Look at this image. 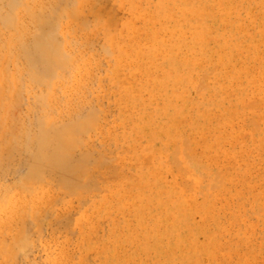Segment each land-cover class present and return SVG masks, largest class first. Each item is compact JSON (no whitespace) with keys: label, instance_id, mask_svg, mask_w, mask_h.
Segmentation results:
<instances>
[{"label":"rangeland","instance_id":"374dc122","mask_svg":"<svg viewBox=\"0 0 264 264\" xmlns=\"http://www.w3.org/2000/svg\"><path fill=\"white\" fill-rule=\"evenodd\" d=\"M211 1L0 0V264H264V0Z\"/></svg>","mask_w":264,"mask_h":264},{"label":"bare ground","instance_id":"6f19581e","mask_svg":"<svg viewBox=\"0 0 264 264\" xmlns=\"http://www.w3.org/2000/svg\"><path fill=\"white\" fill-rule=\"evenodd\" d=\"M25 1H27V0H25ZM33 1H34V0H33ZM83 1H85V0H83ZM196 1H197V0H196ZM212 1H213V0H212ZM212 1H211V2H212ZM222 1H223V0H222ZM86 2H88V1H86ZM190 2H191V1H190ZM248 2H250V1H248ZM81 3H82V2H81ZM91 3H92V2H91ZM123 3H124V2H123ZM209 3H210V2H209ZM220 3H221V2H220ZM228 3H229V2H228ZM242 3H243V2H242ZM136 4H137V3H136ZM142 4H143V2H142ZM140 5H141V4H140ZM144 5H145V4H144ZM161 5H162V4H161ZM215 5H217V4H215ZM226 5H227V4H226ZM203 6H204V5H203ZM213 6H214V5H213ZM213 6H212L211 8H213ZM221 6H222V5H221ZM228 6H229V5H228ZM228 6H227V7H228ZM35 7H36V6H35ZM81 7H82V6H81ZM178 7H179V5H178ZM207 7H208V6H207ZM207 7H205V10H206ZM141 8H142V7H141ZM221 8H222V7H221ZM259 8H260V7H259ZM30 9H31V8H30ZM137 9H138V8H137ZM79 10H80V9H79ZM212 10H213V9H212ZM229 10H230V9H229ZM235 10H236V9H235ZM239 10H240V9H239ZM77 11H78V10H77ZM146 11H147V9H146ZM148 11H149V10H148ZM207 11H210V10H207ZM215 11H216V10H215ZM217 11H218V10H217ZM227 11H228V10H227ZM240 11H241V10H240ZM172 12H173V11H172ZM241 12H242V11H241ZM212 13H213V11H212ZM215 13H216V12H215ZM217 13H219V12H217ZM134 14H135V13H134ZM208 14H209V13H208ZM16 16H17V15H16ZM141 16H142V15H141ZM173 17H174V16H173ZM15 18H16V17H15ZM132 18H133V17H132ZM229 18H230V17H229ZM246 19H247V18H246ZM195 20H196V19H195ZM11 21H12V20H11ZM202 21H203V19H202ZM246 21H247V20H246ZM133 22H134V21H133ZM135 22H136V21H135ZM144 22H145V21H144ZM192 22H193V21H192ZM145 23H146V22H145ZM211 23H212V22H211ZM20 24H21V23H20ZM133 24H134V23H133ZM155 24H156V23H155ZM155 24H154V25H155ZM255 24H256V23H255ZM112 25H115V24H112ZM149 25H150V23H149ZM163 25H164V23H163ZM169 25H170V24H169ZM134 26H135V25H134ZM136 26H137V25H136ZM226 26H228V25H226ZM209 27H210V26H209ZM223 27H225V26H223ZM152 28H153V27H152ZM152 28H151V29H152ZM185 28H186V27H185ZM22 29H23V28H22ZM218 29H220V28H218ZM74 30H75V29H74ZM129 30H130V29H129ZM133 31H134V30H133ZM222 31H223V29H222ZM18 32H20V31H18ZM161 32H162V31H161ZM213 32H214V31H213ZM262 32H263V31H262ZM28 33H30V32H28ZM142 33H144V32H142ZM176 33H177V32H176ZM122 34H123V33H122ZM256 34H257V33H256ZM148 35H149V34H148ZM224 36H226V35H224ZM146 37H147V36H146ZM187 37H188V36H187ZM82 38H83V37H82ZM136 38H137V37H136ZM38 39H39V38H38ZM139 39H140V38H139ZM146 39H147V38H146ZM39 40H40V39H39ZM119 40H120V39H119ZM141 41H142V40H141ZM145 41H146V40H145ZM210 41H211V40H210ZM217 41H218V40H217ZM221 41H222V40H221ZM36 42H38V41H36ZM167 42H168V41H167ZM170 42H171V41H170ZM236 42H237V41H236ZM103 43H105V42H103ZM146 43H147V42H146ZM255 43H257V42H255ZM47 44H48V43H47ZM37 45L39 46L38 43H37ZM40 45H41V47H42L43 44L41 43ZM48 45H49V44H48ZM103 45H104V44H103ZM144 45H145V44H144ZM49 46H50V45H49ZM53 46H54V44H53ZM66 46H67V45H66ZM10 48H11V47H10ZM24 48H26V47H24ZM38 48H40V47H38ZM38 48H37V50H38ZM54 48H55V47H54ZM54 48H53V49H54ZM41 49H42V48H41ZM135 49H136V48H135ZM226 49H227V48H226ZM8 50H9V49H8ZM68 50H69V49H68ZM107 50H108V49H107ZM129 50H130V49H129ZM180 50H181V49H180ZM211 50H212V49H211ZM39 51H40V50H39ZM42 51H43V49H42ZM45 51H47V50H45ZM182 51H184V50H182ZM37 52H38V51H37ZM40 52H41V51H40ZM95 52H96V51H95ZM95 52H94V53H95ZM133 52H134V51H133ZM26 53H27V52H26ZM41 53H44V52H41ZM45 53H46V52H45ZM113 53H114V52H113ZM130 53H131V52H130ZM144 53H145V52H144ZM214 53H215V52H214ZM8 54H9V52H8ZM50 54H51V53H50ZM80 54H81V53H80ZM41 55H42V54H41ZM138 55H139V53H138ZM11 57H12V56H11ZM39 57H42V56H39ZM88 57H89V56H88ZM136 57H137V56H136ZM140 57H141V56H140ZM212 57H213V56H212ZM215 57H216V56H215ZM238 57H239V56H238ZM7 58H8V57H7ZM7 58H6V59H7ZM46 58H47V57H46ZM177 58H178V57H177ZM52 59H53V58H52ZM139 59H140V58H139ZM185 59H186V58H185ZM259 60H261V59H259ZM259 60H258V61H259ZM48 61H49V60H48ZM157 61H158V60H157ZM50 62H51V61H50ZM50 62H49V63H50ZM55 62H56V61H55ZM55 62H54V64H55ZM222 62H223V61H222ZM245 62H246V61H245ZM247 62H248V60H247ZM51 63H52V62H51ZM132 63H134V62L132 61ZM138 63H139V62H138ZM59 64H60V62H59ZM96 64H97V63H96ZM142 64H143V62H142ZM57 65H58V63H56V66H57ZM60 65H61V64H60ZM62 65H64V63H63ZM125 65H126V64H125ZM139 65H140V64H139ZM144 65H145V64H144ZM153 65H154V64H153ZM242 65H243V64H242ZM259 65H260V64H259ZM95 66H96V65H95ZM135 66H136V65H135ZM141 66H142V65H141ZM249 66H250V65H249ZM3 67H4V66H3ZM3 67H2V68H3ZM43 67H44V66H43ZM45 67H46V66H45ZM126 67H128V66H126ZM255 67H257V66L255 65ZM49 68H50V67H49ZM111 68H112V67H111ZM142 68H143V67H142ZM180 68H181V67H180ZM51 69H52V67H51ZM51 69H50V70H51ZM248 69H249V68H248ZM255 69H256V68H255ZM32 70H33V69H32ZM146 70H147V69H146ZM215 70H216V69H215ZM258 70H259V69H258ZM258 70H257V71H258ZM0 71H1V70H0ZM51 71H54V70H51ZM120 71H121V70H120ZM213 71H214V70H213ZM253 72H254V71H253ZM4 73H5V72H4ZM34 73H35V72H34ZM118 73H120V72H118ZM211 73H212V72H211ZM251 73H252V72H251ZM254 73H255V72H254ZM0 74H1V73H0ZM36 75H37V74H36ZM32 76L35 78L34 75H32ZM37 76H38V75H37ZM91 76H92V75H91ZM126 76H127V75H126ZM191 76H192V75H191ZM86 77H87V76H86ZM121 77H123V76H121ZM130 77H131V76H130ZM140 77H141V76H140ZM201 77H202V75H201ZM217 77H218V75H217ZM43 78H44V77H43ZM85 79H86V78H85ZM133 79H134V78H133ZM138 79H139V78H138ZM220 79H221V78H220ZM36 80H38V79H36ZM126 80H127V79H126ZM206 80H207V78H206ZM88 81H89V80H88ZM122 81H123V80H122ZM131 81H132V80H131ZM15 82H16V81H15ZM15 82H14V83H15ZM6 83H7V82H6ZM76 83H77V82H76ZM89 83H90V82H89ZM154 83H155V82H154ZM1 84H2V83H1ZM15 84H16V83H15ZM84 84H86V83H84ZM97 84H98V83H97ZM122 84H123V83H122ZM122 84H121V85H122ZM126 84H127V83H126ZM141 84H142V83H141ZM150 84L152 85V83H150ZM200 84H201V83H200ZM251 84H252V83H251ZM121 85H120V86H121ZM128 85H129V84H128ZM151 85H150V86H151ZM240 85H242V84L240 83ZM1 86H3V85H1ZM136 86H137V84H136ZM203 86H204V85H203ZM113 87H114V86H113ZM156 87H157V85H156ZM187 87H188V86H187ZM204 87H206V86H204ZM207 87H208V86H207ZM0 88H1V87H0ZM17 88H18V87H17ZM74 88H75V87H74ZM202 88H203V87H202ZM232 88H233V87H232ZM189 89H190V88H189ZM77 90H78V89H77ZM117 90H118V89H117ZM136 90H137V89H136ZM234 90H235V87H234ZM50 91H51V90H50ZM83 91H84V90H83ZM157 91H158V90H157ZM235 91H236V90H235ZM238 91H239V90H238ZM225 92H227V91H225ZM75 93H76V92H75ZM81 93H82V92H81ZM152 93H153V92H152ZM220 93H221V92H220ZM232 93H233V92H232ZM211 94H212V93H211ZM114 95H115V94H114ZM121 95H122V94H121ZM258 95H259V94H258ZM143 96H144V95H143ZM195 96H196V93H195ZM198 96H199V95H198ZM213 96H215V94H214ZM237 96H238V94H237ZM1 97H2V96H1ZM146 97H147V96H146ZM230 97H231V96H230ZM122 98H123V97H122ZM133 98H134V97H133ZM196 98H197V97H196ZM203 99H204V98H203ZM211 99H212V98H211ZM127 100H128V99H127ZM145 100H146V99H145ZM121 101H122V100H121ZM99 102H100V101H99ZM196 102H197V101H196ZM0 103H1V102H0ZM207 103H208V102H207ZM261 103H263V102H261ZM60 104H61V103H60ZM68 105H69V104H68ZM223 105H224V104H223ZM260 105H261V104H260ZM200 106H201V105H200ZM232 106H233V104H232ZM227 107H228V106H227ZM233 107H234V106H233ZM146 108H147V106H146ZM104 109H105V108H104ZM104 109H103V110H104ZM130 109H131V108H130ZM202 109H203V108H202ZM226 109L228 110V108H226ZM243 109H244V108H243ZM249 109H250V108H248V110H249ZM139 110H141V109H139ZM240 110H241V109H240ZM129 111H130V110H129ZM129 111H127V112L129 113ZM201 111H202V110H201ZM214 111H215V110H214ZM222 111H223V110H222ZM250 111H251V110H250ZM152 112H153V110H152ZM239 112H240V111H239ZM45 113H46V112H45ZM124 114H125V113H124ZM132 114H133V113H132ZM212 114H213V113H212ZM243 114H244V113H243ZM145 115H146V114H145ZM228 115H230V114H228ZM252 115H253V114H252ZM65 116H66V115H65ZM216 116H218V114H217ZM256 116H257V115H256ZM260 116H261V115H260ZM66 117H68V115H67ZM91 117H92V116H91ZM224 117H225V116H224ZM227 117H228V116H227ZM146 118H147V117H146ZM177 118H178V117H177ZM211 118H212V117H211ZM221 118H222V117H221ZM245 118H246V117H245ZM245 118H244V119H245ZM257 118H258V116H257ZM58 119H59V118H58ZM69 119H70V118H69ZM91 119H92V118H91ZM104 119H105V118H104ZM232 119H233V118H232ZM260 119H261V118H260ZM93 120H94V119H92V123L94 122ZM149 120H150V119H149ZM253 120H254V119H253ZM110 121H111V120H110ZM195 121H197V120H195ZM201 121H202V120H201ZM209 121H210V120H209ZM261 121H262V120H261ZM55 122H56V119H55ZM90 122H91V121H90ZM90 122H88V123H90ZM115 122H116V121H115ZM129 122H130V121H129ZM186 122H187V121H186ZM204 123H205V122H204ZM209 123H210V122H209ZM59 124H60V123H59ZM61 124H62V122H61ZM95 124H97V123L95 122ZM107 124H108V123H107ZM181 124H182V123H181ZM195 124H196V123H195ZM215 124H216V123H215ZM220 124H221V123H220ZM2 125H3V124H2ZM187 125H189V124H187ZM246 125H247V124H246ZM6 126H8V125H6ZM94 126H96V125H94ZM126 126H127V125H126ZM178 126H179V125H178ZM235 126H236V125H235ZM73 127H74V126H72L71 128H73ZM179 127H180V126H179ZM212 127H213V126H212ZM81 128H82V126H81ZM81 128H80V129H81ZM114 128H115V127H114ZM186 128H187V127H186ZM238 128H239V127H238ZM68 129H69L70 132H71L70 126H69ZM95 129H96V128H95ZM105 129H106V128H105ZM109 129H110V128H109ZM234 129H235V128H234ZM236 129H237V127H236ZM3 130H4V129H3ZM77 130H79V129H77ZM96 130H97V129H96ZM182 130H183V129H182ZM190 130H192V129H190ZM254 130H255V129H254ZM62 131H63V132L66 131L67 136H62V138H65V141H64V143H63V146H61V148L58 147V149H59V153H60V154L62 153L61 151H65V152H66L68 149H70V148L72 149V146H73L72 141L75 139L74 136H76V135H71V134L69 133V131L67 132V129L62 130ZM110 131H111V130H110ZM205 131H206V130H205ZM237 131H238V130H237ZM250 131H251V130H250ZM60 132H61V131H60ZM179 132H180V131H179ZM214 132H216V131H214ZM224 132H225V131H224ZM255 132H256V131H255ZM262 132H263V131H261V133H262ZM170 133H171V132H170ZM212 133H213V132H212ZM228 133H229V132H228ZM232 133H233V132H232ZM181 134H182V132H181ZM187 134H188V133H187ZM222 134H223V133H222ZM225 134H226V133H225ZM44 135H45V134H44ZM62 135H64V133H63ZM65 135H66V134H65ZM88 135H89V134H88ZM99 135H100V134H99ZM113 135H114V134H113ZM201 135H202V134H201ZM252 135H253V133H252ZM256 135H257V134H256ZM42 136H43V135H41V137H42ZM191 136H192V135H191ZM202 136H203V135H202ZM260 136H261V135H260ZM60 137H61V135L58 136V140H59ZM184 137H185V136H184ZM184 137H183V138H184ZM188 137H189V136H188ZM253 137H254V136H253ZM42 138H44V136H43ZM46 138H47V137H46ZM73 138H74V139H73ZM76 138H77V137H76ZM116 138H117V137H116ZM162 138H163V137H162ZM205 138H206V137H205ZM209 138H210V137H209ZM218 138H219V137H218ZM254 138H255V137H254ZM47 139H48V138H47ZM55 139L57 140V137H56ZM96 139H97V138H96ZM139 139H140V138H139ZM187 139H188V138H187ZM196 139H197V138H196ZM212 139H213V138H212ZM225 139H226V138H225ZM38 140H41V139L38 138ZM43 140H44V142H49L48 140H45V138H44ZM120 140H121V139H120ZM140 140H141V139H140ZM237 140H238V139H237ZM110 141H111V140H110ZM121 141H122V140H121ZM262 141H263V139H262ZM84 142H86V140H85ZM247 142H248V141H247ZM118 143H119V145H120V142H118ZM124 143H125V142H124ZM157 143H158V142H157ZM205 143H206V142H205ZM205 143H204V144H205ZM231 143H232V142H231ZM242 143H243V142H242ZM242 143H241V144H242ZM102 144H103V143H102ZM112 144H113V143H112ZM213 144H214V142H213ZM221 144H222V143H221ZM225 144H226V142H225ZM228 144H229V143H228ZM234 144H235V143H234ZM247 144H248V143H247ZM105 145H106V144H105ZM231 145H232V144H231ZM248 145H249V144H248ZM248 145H247V146H248ZM57 146H58V145H57ZM168 146H169V145H168ZM174 146H175V145H174ZM176 146H177V145H176ZM178 146H179V144H178ZM192 146H193V145H192ZM238 146H239V145H238ZM108 147H109V146H108ZM117 147H118V146H117ZM194 147H195V146H194ZM202 147H203V146H202ZM217 147H218V146H217ZM220 147H221V146H220ZM252 147H253V146H252ZM89 148H90V147H89ZM94 148H95V147H94ZM125 148H126V147H125ZM200 148H201V147H200ZM222 148H223V147H222ZM243 148H244V147H243ZM56 149H57V148H56ZM71 149H70V150H71ZM95 149H96V148H95ZM104 149H105V148H104ZM161 149H162V148H161ZM202 149H203V148H202ZM212 149H214V148H212ZM231 149H232V148H231ZM60 150H61V151H60ZM108 150H109V148H108ZM115 150H116V149H115ZM199 150H200V149H199ZM233 150H235V149H233ZM247 150H248V148H247ZM53 151H55L54 148H53ZM53 151H52V152H53ZM111 151H112V150H111ZM178 151H179V150H178ZM193 151H194V150H193ZM244 151H246V150H244ZM103 152H104V151H103ZM106 152H107V151H106ZM190 152H191V151H190ZM202 152H203V151H202ZM210 152H211V151H210ZM210 152H209V153H210ZM40 153H43V151H42V152H37L38 155H39ZM53 153H54V152H53ZM59 153H58V154H59ZM199 153H200V152H199ZM251 153H252V152H251ZM51 154H52V153H51ZM58 154H57V155H58ZM67 154H70V152L68 151ZM67 154H65V156H66ZM116 154H117V153H116ZM227 154H228V153H227ZM243 154H244V153H243ZM261 154H262V153H261ZM202 155H203V154H202ZM208 155H209V154H208ZM208 155H207V156H208ZM221 155H222V154H221ZM244 155H245V154H244ZM255 155H256V154H255ZM255 155H254V156H255ZM259 155H260V154H259ZM39 156H41V154H40ZM69 156H70V155H69ZM69 156H67V158L70 159L71 157H69ZM170 156H171V155H170ZM183 156H184V155H183ZM190 156H191V155H190ZM210 156H211V155H210ZM254 156H253L252 158H255ZM256 156H257V155H256ZM43 157H44V156H43V154H42V159H43ZM48 157H49V154H48ZM125 157H126V156H125ZM150 157H151V156H150ZM167 157H168V156H167ZM194 157H195V156H194ZM201 157H202V156H201ZM224 157H225V156H224ZM228 157H229V156H228ZM257 157H259V156H257ZM63 158H64V157H63ZM63 158H61V159H63ZM112 158H114V157H112ZM157 158H158V157H157ZM226 158H227V157H226ZM226 158H225V159H226ZM229 158H230V157H229ZM236 158H237V157H236ZM39 159H40V158H39ZM45 159H47V158H45ZM45 159H43V160H45ZM51 159L53 160V157H52V158L50 157V163H52V164L55 165V166L57 165L56 167L58 168L59 165L56 164L55 161H52ZM71 159H72V158H71ZM147 159H148V158H147ZM147 159H145V160H147ZM150 159H151V158H150ZM196 159H197V158H196ZM212 159H215V158H212ZM217 159H218V158H217ZM239 159H240V158H239ZM249 159H250V158H249ZM35 160H37V159H35ZM47 160L49 161V158H48ZM47 160H46L44 163H46ZM54 160H56V159L54 158ZM57 160H58V159H57ZM63 160H65V159H63ZM206 160H207V158H206ZM229 160H230V159H229ZM246 160H247V159H246ZM40 161H41V160H40ZM40 161H37V162H38V163H41ZM68 161H69V160H68ZM72 161H73V160H71V164H72ZM122 161H123V160H121V162H122ZM225 161H226V160H225ZM260 161H261V160H260ZM58 162H59V161H58ZM64 162H65V161H63L62 163H64ZM66 162H67V159H66ZM73 162H74V161H73ZM77 162H80V161H77ZM140 162H141V161H140ZM167 162H168V161H167ZM212 162H214V161H212ZM240 162H241V160H240ZM44 163H43V164L41 163V164L44 165ZM54 163H55V164H54ZM69 163H70V161H69ZM69 163H64V165H65V164H66V165H67V164L70 165ZM119 163H120V162H119ZM145 163H146V162H145ZM201 163H202V162H201ZM205 163H206V162H205ZM216 163H217V162H216ZM221 163H222V162H221ZM226 163H227V162H226ZM235 163H236V161H235ZM235 163H234V164H235ZM257 163H258V162H257ZM260 163H261V162H260ZM31 164H32V163H31ZM177 164H178V163H177ZM195 164H196V163H195ZM212 164H213V163H212ZM246 164H247V162H246ZM248 164H249V163H248ZM36 165H39V164H36V163H35V166H36ZM66 165H65V166H66ZM68 165L66 166L67 168L70 167V166H71L70 168H72V166H74L75 164H72V165H70V166H68ZM135 165H136V164H135ZM215 165H216V164H214V166H215ZM228 165L230 166V164H228ZM32 166H33V165H32ZM45 166H47V167L50 166V167H48V168H51V165H49V163L47 162L46 165L43 166V167H44V172H47V168H46V170H45ZM76 166H77V165H76ZM137 166H138V165H137ZM137 166H135V167H137ZM147 166H148V165H147ZM150 166H151V164H150ZM202 166H203V165H202ZM216 166H217V165H216ZM219 166H220V165H219ZM262 166H263V165H262ZM262 166H261V167H262ZM39 167H40V165H39ZM56 167L53 166V168H56ZM66 167H64V168H66ZM79 167H81V166H79ZM207 167H208V166H207ZM211 167H212V166H211ZM225 167H226V166H225ZM225 167H224V168H225ZM234 167H236V166H234ZM129 168H130V167H129ZM151 168H152V166H151ZM214 168H215V167H214ZM216 168H217V167H216ZM219 168H220V167H219ZM221 168H222V167H221ZM240 168H241V167H240ZM251 168H252V167H251ZM259 168H260V167H259ZM262 168H263V167H262ZM51 169H52V168H51ZM104 169H105V168H104ZM143 169H144V168H143ZM242 169H243V168H242ZM256 169H257V168H256ZM31 170L35 172L37 169H36V170H35V169H31ZM67 170H68V169H66V171H67ZM69 170L72 171L73 169H69ZM177 170H178V169H177ZM193 170H194V169H193ZM203 170H204V168H203ZM246 170H247V169H246ZM250 170H251V169H250ZM71 171H70V172H71ZM74 171H75V170H74ZM76 171H77V170H76ZM76 171H75L76 174H74V175H77L78 172H76ZM78 171H79V170H78ZM93 171H95V170H93ZM105 171H106V170H105ZM105 171H103L102 173L104 174ZM148 171H149V170H148ZM159 171H160V170H159ZM186 171H187V170H186ZM227 171H228V170H227ZM231 171H232V170H231ZM262 171H263V170H262ZM29 172H30V171H29ZM56 172H57V171H55L54 174H56ZM68 172H69V171H68ZM72 172H73V171H72ZM79 172H80V171H79ZM162 172H163V171H162ZM232 172H234V171H232ZM235 172H237V170H236ZM254 172H255V171H254ZM256 172H257V171H256ZM51 173H52V172H51ZM51 173H49V170H48V172H47L46 174H49L48 176H51V175H50ZM61 173H62V170H61ZM102 173H101V175L103 176ZM223 173H224V172H223ZM35 174H38V173L35 172ZM46 174H44V175H46ZM52 174H53V173H52ZM63 174H64V173H63ZM86 174H87V173H86ZM99 174H100V173H99ZM123 174H124V173H122L121 175H123ZM179 174H180V173H178V176H179ZM203 174H204V173H203ZM226 174H227V173H226ZM38 175H39V174H38ZM38 175H37V176H38ZM66 175H68V174H66ZM110 175H111V174H110ZM124 175H125V174H124ZM184 175H185V174H184ZM187 175H190V174H187ZM214 175H215V174H214ZM243 175H244V174H243ZM119 176H120V175H119ZM156 176H157V175H156ZM193 176H194V175H193ZM211 176H212V175H211ZM233 176H234V175H233ZM29 177H31V176L29 175ZM51 177H52V176H51ZM71 177H72V176H71ZM71 177H69V178H71ZM180 177H181V176H180ZM226 177H227V176H226ZM254 177H255V176H254ZM257 177H258V176H257ZM27 178H28V177H27ZM74 178H79V177L76 176V177H74ZM74 178H72V179H73V180H76V179H74ZM95 178H96V177H95ZM102 178H103V177H102ZM119 178H120V177H119ZM121 178H122V177H121ZM123 178H124V176H123ZM259 178H260V177H259ZM259 178H258V179H259ZM41 179H42V178H41ZM117 179H118V178H117ZM130 179H131V178H130ZM205 179H206V178H205ZM218 179H219V178H218ZM223 179H225V176H224ZM29 180H32V177H31ZM33 180H34V178H33ZM73 180H70V181L72 182ZM78 180H79V179H78ZM96 180H97V179H96ZM118 180H119V179H118ZM227 180H228V179H227ZM236 180H237V179H236ZM35 181H36V180H35ZM66 181H67V180H66ZM70 181H67V182H70ZM99 181H100V180H99ZM121 181H122V180H121ZM121 181H120V182H121ZM180 181H181V180H180ZM207 181H209V180H207ZM224 181H225V180H224ZM252 181H253V179H252ZM259 181H260V180H259ZM259 181H258V182H259ZM38 182H40V181H38ZM42 182H43V181H42ZM71 182H70V183H71ZM108 182H109V181H108ZM108 182H106L105 184H107ZM117 182H118V181H117ZM247 182H248V181H247ZM247 182H246V183H247ZM254 182H255V181H254ZM31 183H32V182H31ZM43 183H44V182H43ZM98 183H99V182H98ZM101 183H102V182H101ZM110 183H112V182H110ZM113 183H114V182H113ZM165 183H166V182H165ZM246 183H245V184H246ZM72 184H73V183H72ZM91 184H92V183H91ZM108 184H109V183H108ZM162 184H163V183H162ZM170 184H171V183H170ZM247 184H248V183H247ZM32 185H33V184H32ZM32 185H31V186H32ZM43 185H44V184H43ZM46 185H48V184H46ZM73 185H74V184H73ZM76 185H77V183H76ZM76 185H75V186H76ZM109 185H110V184H109ZM122 185H124V184H122ZM193 185H194V184H193ZM193 185H192V186H193ZM254 185H255V183H254ZM111 186H112V185H111ZM111 186H110V187H111ZM130 186H131V185H130ZM181 186H182V185H181ZM183 186H185V185H183ZM214 186H215V185H214ZM230 186H231V185H230ZM233 186H235V185H233ZM251 186H252V185H251ZM33 187H35V186H33ZM33 187H31V188L33 189ZM40 187H41V184H40ZM70 187H71V184H70ZM72 187H74V186H72ZM112 187H113V186H112ZM115 187H116V186H115ZM125 187H126V186H125ZM146 187H147V186H146ZM206 187H207V186H206ZM224 187H225V186H224ZM228 187H229V186H228ZM245 187H246V186H245ZM74 188H75V187H74ZM133 188H134V187H133ZM185 188H186V187H185ZM200 188H201V187H200ZM225 188H226V187H225ZM41 189H42V188H41ZM90 189H91V188H90ZM99 189H100V188H99ZM110 189H111V188H110ZM141 189H142V188H141ZM214 189H215V188H214ZM227 189H228V188H227ZM250 189H251V188H250ZM14 190H15V189H14ZM33 190H34V189H33ZM51 190H52V189H51ZM51 190H50V191H51ZM204 190H206V189H204ZM216 190H217V189H216ZM218 190H219V189H218ZM50 191H49V192H50ZM109 191H110V190H109ZM222 191H223V190H222ZM235 191H236V190H235ZM250 191H251V190H250ZM18 192H19V191H18ZM41 192H42V191H41ZM44 192H45V191H44ZM49 192H48V193H49ZM104 192H105V191H104ZM192 192H193V191H192ZM213 192H214V191H213ZM219 192H220V191H219ZM219 192H218V193H219ZM237 192H239V191L237 190ZM20 193H21V192H20ZM22 193H23V192H22ZM28 193H30V192H28ZM46 193H47V192H46ZM50 193H51V192H50ZM52 193H53V192H52ZM52 193H51V194H52ZM58 193H59V192H58ZM187 193H188V192H187ZM190 193H191V192H190ZM222 193H223V192H222ZM251 193H252V192H251ZM255 193H256V192H255ZM259 193H260V192H259ZM39 194H40V193H39ZM43 194H44V193H43ZM43 194H42V195H43ZM56 194H57V193H56ZM98 194H100V193H98ZM241 194H242V193H241ZM34 195H36V194H34ZM65 195H66V194H65ZM182 195H183V194H182ZM192 195H193V194H192ZM237 195L239 196V194H237ZM251 195H252V194H251ZM44 196H45V195H44ZM47 196H48V195H47ZM50 196H51V195H50ZM186 196H187V195H186ZM233 196H234V194H233ZM249 196H250V195H249ZM10 197H11V196H10ZM29 197H30V196H29ZM48 197H49V196H48ZM51 197H52V196H51ZM190 197H191V196H190ZM235 197H236V196H235ZM240 197H242V196H240ZM37 198H38V197H37ZM39 198H41V197H39ZM63 198H64V197H63ZM123 198H124V196H123ZM129 198H130V197H129ZM224 198H226V197H224ZM245 198H247V197H245ZM258 198H259V197H258ZM26 199H27V198H26ZM33 199H34V196H33ZM106 199H107V198H106ZM202 199H203V198H202ZM202 199H201V200H202ZM210 199H211V198H210ZM217 199H218V198H217ZM24 200H25V199H24ZM34 200H35V199H34ZM39 200H40V199H39ZM44 200H45V201H48L49 199H48V200L44 199ZM224 200H225V199H224ZM244 200L246 201V199H244ZM257 200H258V199H257ZM262 200H263V199H262ZM5 201H6V200H5ZM15 201H16V200H15ZM35 201H36V200H35ZM41 201H42V200H41ZM45 201H44V202H45ZM187 201H188V200H187ZM212 201H213V200H212ZM226 201H227V200H226ZM245 201H243V202H245ZM260 201H261V200H260ZM13 202H14V201H13ZM22 202H24V201H22ZM36 202H37V201H36ZM112 202H113V201H112ZM112 202H111V203H112ZM216 202H217V201H216ZM11 203H12V202H11ZM32 203H33V202H32ZM119 203H121V202L119 201ZM135 203H136V202H135ZM138 203H139V202H138ZM141 203H142V202H141ZM145 203H146V202H145ZM203 203H204V202H203ZM209 203H210V202H209ZM224 203H225V201H224ZM224 203H223V205L226 204V203H225V204H224ZM235 203H236V202H235ZM253 203H255V202H253ZM17 204H18V202H17ZM106 204H107V203H106ZM205 204H206V203H205ZM220 204H221V203H220ZM220 204H219V205H220ZM236 204H237V203H236ZM1 205H2V204H1ZM5 205L7 206L8 203L5 204ZM12 205H13V204H12ZM19 205H20V203H19ZM19 205H18V207H19ZM35 205H36V204H35ZM76 205H77V204H76ZM76 205H75V206H76ZM78 205H80V201H79V204H78ZM126 205H127V204H126ZM128 205H129V204H128ZM169 205H170V204H169ZM200 205H201V203H200ZM212 205H213V204H212ZM221 205H222V204H221ZM221 205H220V206H221ZM232 205H233V204H232ZM243 205H244V204H243ZM250 205H251V203H250ZM6 206H5V207H6ZM16 206H17V205H16ZM31 206H32V205H31ZM33 206H34V205H33ZM54 206H55V205H54ZM205 206H206V205H205ZM260 206H261V205H260ZM14 207H15V206H14ZM36 207H37V206H36ZM38 207H39V206H38ZM68 207H69V206H68ZM70 207H71V206H70ZM114 207H115V205H114ZM196 207H197V206H196ZM221 207H222V206H221ZM258 207H259V206H258ZM6 208H7V207H6ZM50 208H51V207H50ZM56 208H57V207H56ZM215 208H216V207H215ZM262 208H263V207H262ZM0 209H3V208L0 207ZM11 209H12V208H11ZM51 209H52V208H51ZM77 209H78V208H77ZM77 209H76V210H77ZM124 209H125V208H124ZM130 209H131V208H130ZM198 209H199V208H198ZM241 209H242V208H241ZM26 210H27V209H26ZM59 210H60V209H59ZM59 210H58V211H59ZM62 210H63V209H62ZM65 210H66V209H65ZM69 210H70V209H69ZM71 210H73V209H71ZM79 210H80V209H79ZM115 210H116V209H115ZM115 210H114V211H115ZM119 210H120V209H119ZM153 210H154V209H153ZM216 210H217V208H216ZM219 210H220V209H219ZM231 210H232V209H231ZM235 210H236V209H235ZM67 211H68V210H67ZM223 211H225V210H223ZM229 211H230V210H229ZM30 212H31V210H30ZM32 212H33V211H32ZM32 212H31V213H32ZM73 212H74V211H73ZM100 212H101V211H100ZM150 212H151V211H150ZM210 212H211V211H210ZM236 212H237V211H236ZM243 212H244V211H243ZM63 213H64V212H63ZM76 213H77V212H76ZM92 213H93V212H92ZM94 213H95V212H94ZM111 213H112V211H111ZM113 213H114V212H113ZM129 213H130V212H129ZM144 213H145V212H144ZM152 213H153V212H152ZM228 213H229V212H228ZM157 214H158V213H157ZM237 214H239V212H238ZM130 215H131V214H130ZM142 215H143V212H142ZM200 215H201V214H200ZM207 215H208V214H207ZM222 215H224V214H222ZM232 215H233V214H232ZM242 215H243V214H242ZM247 215H248V214H247ZM96 216H97V215H96ZM127 216H128V215H127ZM139 216H140V214H139ZM217 216H218V215H217ZM236 216H238V215H236ZM99 217H100V215H99ZM110 217H111V216H110ZM143 217H144V215H143ZM221 217H222V216H221ZM232 217H233V216H232ZM239 217H240V216H239ZM246 217H247V216H246ZM4 218H6V217H4ZM59 218H60V217H59ZM95 218H96V217H95ZM115 218H116V217H115ZM131 218L133 219V217H131ZM234 218H235V217H234ZM240 218H241V217H240ZM243 218H244V217H243ZM129 219H130V218H129ZM186 219H187V218H186ZM196 219H197V218H196ZM218 219H219V218H218ZM228 219H229V218H228ZM245 219H246V218H245ZM9 220H11V219H9ZM12 220H13V219H12ZM88 220H89V219H88ZM145 220L147 221L146 218H145ZM190 220H191V219H190ZM95 221H96V220H95ZM129 221H130V220H129ZM208 221H209V219H208ZM222 221H223V220H222ZM0 222H1V221H0ZM3 222H4V220H3ZM5 222H6V221H5ZM7 222H8V221H7ZM14 222H15V221H14ZM109 222H110V220H109ZM198 222H199V221H198ZM205 222H206V221H205ZM228 222H229V221H228ZM89 223H90V222H89ZM97 223H98V222H97ZM172 223H173V222H172ZM214 223H215V221H214ZM249 223H250V222H249ZM255 223H256V221H255ZM19 224H20V223H19ZM86 224H87V223H86ZM125 224H126V223H125ZM145 224H146V223H145ZM8 225H10V224H8ZM134 225H135V224H134ZM191 225H192V224H191ZM201 225H202V223H201ZM201 225H200V226H201ZM204 225H205V224H204ZM214 225H215V224H214ZM220 225H221V224H220ZM1 226H3V225H1ZM79 226H80V225H79ZM86 226H87V225H86ZM169 226H170V225H169ZM215 226H216V225H215ZM238 226H239V225H238ZM3 227H4V226H3ZM12 227H13V226H12ZM72 227H73V226H72ZM96 227H97V228H100V227H98V226H96ZM117 227H118V226H117ZM137 227H138V226H137ZM204 227H205V226H204ZM218 227H219V226H218ZM131 228H134V227H131ZM248 228H249V227H248ZM3 229H4V228H3ZM74 229H75V228H74ZM79 229H80V228H78V230H79ZM115 229H116V228H115ZM190 229H191V228H190ZM190 229H187V230H190ZM216 229H217V228H216ZM231 229H232V228H231ZM122 230H123V229H122ZM8 231H9V230H8ZM92 231H94V230H92ZM183 231H185V230H183ZM201 231H202V230H201ZM205 231H206V230H205ZM6 232H7V231H6ZM109 232H110V231H109ZM121 232H122V231H121ZM224 232H225V231H224ZM242 232H243V231H242ZM0 233H2V232H0ZM9 233H10V232H9ZM232 233H233V232H232ZM246 233H248V232H246ZM250 233H252V231H250ZM89 234H90V233H89ZM92 234H94V233H92ZM109 234H110V233H109ZM116 234H117V233H116ZM126 234H127V233H126ZM218 234H221V233H218ZM244 234H245V233H244ZM0 235H2V234H0ZM76 235H77V234H76ZM78 235H79V234H78ZM96 235H97V234H96ZM194 235H195V234H194ZM230 235H231V234H230ZM2 236H3V235H2ZM12 236H13V235H12ZM79 236H80V235H79ZM171 236H172V235H171ZM215 236H216V235H215ZM259 236H260V235H259ZM259 236H258V237H259ZM101 237H102V236H101ZM112 237H113V236H112ZM125 237H126V236H125ZM205 237H206V236H205ZM205 237H204V238H205ZM223 237H224V236H223ZM17 238H18V237H17ZM17 238H16V239H17ZM57 238H58V237H57ZM133 238H134V237H133ZM190 238H191V237H190ZM202 238H203V237H202ZM215 238H216V237H215ZM218 238H219V236H218ZM248 238H249V237H248ZM147 239H148V238H147ZM172 239H173V238H172ZM260 239H262V236H261ZM10 240H11V239H10ZM53 240H54V239H53ZM121 240H122V239H121ZM162 240H163V238H162ZM229 240H230V239H229ZM254 240H255V239H254ZM8 241H9V240H8ZM11 241H12V240H11ZM65 241H66V240H65ZM147 241H148V240H147ZM199 241H200V240H199ZM227 241H228V240H227ZM120 242H121V241H120ZM142 242H143V241H142ZM142 242H141V244H142ZM163 242H164V241H162V243H163ZM223 242H224V241H223ZM225 242H226V241H225ZM250 242H251V241H250ZM261 242H263V241H261ZM13 243H14V242H13ZM60 243H61V242H60ZM139 243H140V242H139ZM204 243H205V242H204ZM204 243H203V244H204ZM218 243H219V241H218ZM218 243H217V244H218ZM246 243H247V242H246ZM248 243H249V242H248ZM248 243H247V244H248ZM258 243H259V242H258ZM14 244L17 245V244H19V243H17V242L15 241ZM62 244H63V243H62ZM127 244H128V243H127ZM144 244H145V243H144ZM147 244H148V243H147ZM150 244H151V243H150ZM196 244H197V243H196ZM249 244H250V243H249ZM252 244H253V243H252ZM0 245H1V244H0ZM157 245H158V244H157ZM157 245H156V246H157ZM185 245L187 246V244H185ZM208 245H209V244H208ZM218 245H219V244H218ZM225 245H226V244H225ZM228 245H229V244H228ZM234 245H235V244H234ZM261 245H262V244H261ZM61 246H62V245H61ZM61 246H60V247H61ZM107 246H108V245H107ZM132 246H133V245H132ZM136 246H139V245H136ZM149 246H150V245H149ZM214 246H215V245H214ZM222 246H223V245H222ZM258 246H259V245H258ZM1 247H2V245H1ZM9 247H11V246H9ZM9 247H8V248H9ZM13 247H14V246H13ZM71 247H72V246H71ZM83 247H84V246H83ZM133 247H134V246H133ZM212 247H213V245H212ZM217 247H218V246H217ZM223 247H224V246H223ZM253 247H255V246H253ZM20 248H22V247H20ZM24 248H25V247H24ZM121 248H122V247H121ZM163 248H164V247H163ZM213 248H215V247H213ZM220 248H221V247H220ZM247 248H248V247H247ZM63 249H64V248H63ZM67 249H68V248H67ZM77 249H78V248H77ZM96 249H97V248H96ZM108 249H109V248H108ZM131 249H132V248H131ZM159 249H160V248H159ZM182 249H183V248H182ZM200 249H201V248H200ZM206 249H207V248H206ZM228 249H229V248H228ZM236 249H237V248H236ZM12 250H13V249H12ZM12 250H10V251H12ZM64 250H65V249H64ZM94 250H95V249H94ZM122 250H123V249H122ZM196 250H197V249H196ZM196 250H195V251H196ZM208 250H209V249H208ZM212 250H213V249H212ZM214 250H215V249H214ZM8 251H9V250H8ZM15 251H16V249H15ZM15 251H14V252H15ZM99 251H101V249H100ZM99 251H98V252H99ZM102 251H103V250H102ZM106 251H107V250H106ZM117 251H118V250H117ZM182 251H183V250H182ZM218 251H219V250H218ZM228 251H229V250H228ZM246 251H247V250H246ZM258 251H259V250H258ZM258 251H257V252H258ZM98 252H97V253H98ZM104 252H105V251H104ZM139 252H140V251H139ZM179 252H180V250H179ZM188 252H189V251H188ZM253 252H254V250H253ZM9 253H11V252H9ZM60 253H61V252H60ZM88 253H89V252H88ZM156 253H157V252H156ZM213 253H214V252H213ZM228 253H229V252H228ZM251 253H252V252H250V253H248V254H251ZM12 254H13V253H12ZM115 254H117V253H115ZM133 254H134V253H133ZM221 254H222V253H221ZM234 254H235V252H234ZM236 254H238V253H236ZM245 254H246V253H245ZM245 254H244V256H245ZM60 255H61V254H60ZM78 255H79V254H78ZM227 255H228V254H227ZM251 255H253V254H251ZM259 255H260V254H259ZM67 256H68V255H67ZM96 256H97V255H96ZM155 256H156V255H155ZM201 256H202V255H201ZM255 256H256V255H255ZM1 257H2V256H1ZM58 257H59V256H58ZM60 257H61V256H60ZM85 257H86V256H85ZM112 257H113V256H112ZM192 257H193V256H192ZM211 257H213V255H212ZM3 258H5V257H2V259H3ZM61 258H62V257H61ZM69 258H70V257H69ZM91 258H92V257H91ZM105 258H106V257H105ZM117 258H118V257H117ZM140 258H141V257H140ZM165 258H166V257H165ZM176 258H177V257H176ZM77 259H78V258H77ZM107 259H108V258H107ZM107 259H106V260H107ZM118 259H119V258H118ZM129 259H130V258H129ZM197 259H198V257H197ZM203 259H204V258H203ZM203 259H202V260H203ZM209 259H210V258H209ZM11 260H12V259H11ZM59 260H60V259H59ZM72 260H73V259H71V261H72ZM102 260H103V259H102ZM122 260H123V259H122ZM153 260H154V259H153ZM238 260H239V259H238ZM246 260H247V259H246ZM60 261H62V260H60ZM109 261H110V260H109ZM198 261H199V260H198ZM216 261H217V260H216ZM220 261H222V260L220 259ZM232 261H233V260H232ZM1 262H5V260H4V261H1ZM1 262H0V263H1ZM54 262H56V261H54ZM73 262H75V261H73ZM102 262H103V261H102ZM105 262H106V261H105ZM118 262H119V261H118ZM227 262H228V261H227ZM246 262H247V261H246ZM251 262H252V261H251ZM11 263H12V262H11ZM52 263H53V262H52ZM64 263H65V262H64ZM142 263H143V262H142ZM166 263H167V262H166ZM238 263H239V262H238ZM241 263H242V262H241ZM253 263H254V262H253ZM58 264H59V263H58ZM119 264H120V263H119ZM130 264H131V263H130ZM144 264H145V263H144ZM194 264H195V263H194ZM202 264H203V263H202ZM235 264H236V263H235ZM257 264H258V263H257Z\"/></svg>","mask_w":264,"mask_h":264}]
</instances>
